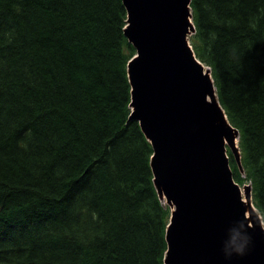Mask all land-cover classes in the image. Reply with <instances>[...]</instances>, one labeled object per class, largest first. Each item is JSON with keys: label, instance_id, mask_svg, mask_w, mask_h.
I'll return each instance as SVG.
<instances>
[{"label": "trees", "instance_id": "16d2710c", "mask_svg": "<svg viewBox=\"0 0 264 264\" xmlns=\"http://www.w3.org/2000/svg\"><path fill=\"white\" fill-rule=\"evenodd\" d=\"M120 4L0 0V264H164L152 148L128 119ZM191 7L195 53L240 133L245 178L233 175L251 181L264 221V0Z\"/></svg>", "mask_w": 264, "mask_h": 264}, {"label": "water", "instance_id": "95a60500", "mask_svg": "<svg viewBox=\"0 0 264 264\" xmlns=\"http://www.w3.org/2000/svg\"><path fill=\"white\" fill-rule=\"evenodd\" d=\"M187 2L188 0L184 1V3ZM129 3L133 8L131 10L128 5L126 6V16L130 19L136 16L140 21L136 20L138 29L129 32L130 20L127 17L128 26L124 33L128 41L137 48L136 56H133L128 64L129 81L132 87L130 103L132 109L129 119H134L140 124L145 137L151 142L153 155L150 159V167L154 186L165 198V202L174 207L171 209V217L166 229L167 251L164 263L264 264V248L262 251L261 245V243L264 245V238L258 240L254 237L256 231L258 235H264V229L260 226V221H263L262 216L254 205L251 207L249 200L250 189L252 194L251 186L250 189L244 187L245 200H243L241 189L233 179L224 141L226 140L227 146H231L232 150L233 148L236 150L235 166L237 165L241 171L240 156L234 144L237 131L228 125L225 114L215 99L209 72L204 71L203 66L193 57L182 34L178 38L187 60L195 63H192L195 67L194 75L189 71V78L186 79L185 68L181 61L177 65V68L184 69L183 80L180 83L177 75L173 83L170 82V75L164 77L166 65L174 63L175 60L164 45L158 43V49L153 50L155 40L142 38L141 33L147 27V15L154 18L149 12V7L140 4L141 9H139L133 0ZM184 3L183 7H185ZM187 15L186 10L183 17L185 24ZM154 22L155 20L153 24ZM139 41L141 45L138 44ZM149 56H152L154 61L147 70L145 61ZM177 73H179L178 70ZM198 84H202V91H199ZM207 95L210 96L209 102L206 99ZM135 97L137 103H135ZM196 101L201 105H197ZM186 106L190 107L193 114L178 125L175 119L185 111ZM216 129H219L223 135L217 141L218 147L208 151L205 144L212 142L209 134ZM210 155V158L217 159L222 164L219 172L206 176L199 161L206 160ZM186 169L194 175L180 178L181 180L179 179L173 186L170 181L172 174L174 172L183 174L188 172ZM191 188H194L195 192L213 194L212 199L203 201L205 213L199 225L191 222L192 216L203 215L202 212L199 214L198 204H193L191 210L183 204L186 203V201L183 202L184 195L188 194ZM202 198L206 200V196ZM246 212L249 217H246ZM243 225L247 226L250 236L245 253L243 255L233 253L231 256H226V253L233 252L232 241L240 237ZM251 232H254L253 236ZM252 245H256L255 253L247 251Z\"/></svg>", "mask_w": 264, "mask_h": 264}, {"label": "bare ground", "instance_id": "6f19581e", "mask_svg": "<svg viewBox=\"0 0 264 264\" xmlns=\"http://www.w3.org/2000/svg\"><path fill=\"white\" fill-rule=\"evenodd\" d=\"M133 1L135 2L136 6L139 9H141L139 7L140 4H143L147 7H149V12L151 14H153V16H154V18H150L147 15V18H146L147 27L141 33L142 38L145 40H147L149 38L155 40L153 50L158 49V43L164 45L169 50V52L171 53V55L173 56V58L175 60L174 63H170V64L166 65V71L164 73V77H166L167 75H170L171 76L170 82L173 83L175 81L176 72L178 70L177 65L181 61L183 62L185 70L190 71L194 75L195 67L193 64H195V63L191 62V60H187L186 53L184 52V50H182L180 40L178 38L179 34H180V30L182 28V19H180L181 13H180V10L178 7L180 0H133ZM188 1L190 2V0H188ZM181 3H182V1H181ZM131 10H132V6H131ZM136 20L139 21L138 18H136ZM154 20H155V22L153 24ZM152 61H154V58L152 56H149L146 59L145 67L147 70L150 69V64ZM191 79H192V77H191ZM183 84H181V85H183ZM201 85L202 84H198L199 91H202ZM135 102L137 103L136 97H135ZM196 104L199 106L201 105L198 101H196ZM201 109L203 111V108H201ZM191 114H193V112L191 111L190 107L186 106L185 111L182 112L175 119V123L180 125ZM222 135L223 134L220 131H218V129H216L214 132H210L209 137L212 139V142H210L209 144H205L208 151L213 149V148L218 147L217 141L219 139H221ZM210 157H211V155L206 160H200L199 161V164L201 165V167L203 169V173L206 176H212L213 172H217L219 169H221L222 162L219 163L217 161V159H212ZM192 175H194V174H192V172H190V171L184 172L183 174H178V173L174 172L172 174V176L170 177V181L172 182L173 186H175L180 178L186 177V176H192ZM179 184H180V182H179ZM188 184H189V182H188ZM190 184L192 185V183H190ZM171 188H172V186H171ZM187 189H188V187H187ZM199 189L201 190V188H199ZM189 191L191 193L189 192L188 194L184 195L185 197L183 199V202L186 201V203H183V204L187 205L189 210H191V207L193 204H195V203L198 204L199 214H200V212H202L201 214H203V215L201 217L192 216L193 221H191V222H193V224L199 225L200 219H202L204 217V213H205V206H203V201H208V200L212 199L213 194L212 193L195 192L194 188L189 189ZM203 194H206V195H203ZM203 196H206V198H205L206 200H203L204 199V198H202ZM189 213L191 214L190 211L188 212V214ZM253 234H254V232H251L252 236H253ZM254 237L257 238L258 240L261 239L260 236L256 237V235H254ZM261 245H262V251H263L264 245L262 243H261ZM256 250H257L256 245H252L247 251L250 253L251 252L255 253ZM258 250H260V249H258Z\"/></svg>", "mask_w": 264, "mask_h": 264}, {"label": "rangeland", "instance_id": "374dc122", "mask_svg": "<svg viewBox=\"0 0 264 264\" xmlns=\"http://www.w3.org/2000/svg\"><path fill=\"white\" fill-rule=\"evenodd\" d=\"M130 0H120V2H121V4H120V6L122 5L123 6V8H124V11H125V16H124V20L123 21H125V19H126V6L128 5V7L129 8H131V5H130ZM181 1H182V3H181ZM185 1V0H184ZM184 1L183 0H180V2H179V5H178V7H179V10H180V19H182L183 17H184V13H185V11H186V9L188 10V11H190V9H189V7L191 6V3L190 4H187V3H184ZM184 3V5H185V7H183L182 6V4ZM133 8V7H132ZM212 13V11H207L206 12V20L208 21V22H210L211 24H214L215 26H218V27H223V25L224 24H220L218 21H217V18H216V16ZM128 17V16H127ZM120 19H121V21H122V16H120ZM128 19L130 20V23H129V26H130V28L131 29H129V32H131V30H136V29H138V27H137V23H136V16H133V19H130L129 17H128ZM121 32L122 33H125L126 31H125V29L123 28V27H121ZM132 35V34H131ZM132 37L133 38H135L133 35H132ZM135 40H136V38H135ZM180 40V39H179ZM137 41V40H136ZM189 41H190V43H191V45H192V47H193V49L195 48L194 47V36H193V34L192 33H189ZM138 42V41H137ZM139 45H141V41H139V43H138ZM195 50V49H194ZM255 54V53H254ZM254 58H256V61H255V63H256V65H257V67L261 70V72L263 73V77H264V66H261V65H259V63L258 62H260V59H257V55H254ZM184 71V69L182 70V68H178V72L179 73H177L176 75H177V77H178V81H179V83H180V81H182L183 80V78H182V72ZM185 73H186V79L188 80V78H189V71H187V70H185ZM264 79V78H263ZM137 85V84H136ZM175 85V84H174ZM180 85V84H179ZM191 89V88H190ZM137 99V98H136ZM136 103V102H135ZM139 125V128H140V130H141V132L143 133V131H142V129H141V126H140V124H138ZM218 131H219V129H218ZM143 135H144V133H143ZM147 139V138H146ZM148 140V139H147ZM148 142L150 143V145H151V142L148 140ZM152 146V145H151ZM153 174V173H152ZM222 174V173H221ZM232 176H234L233 174H232ZM82 195H80L79 193H76L74 196H73V198L71 199V204H70V209H72V210H74V208L77 206V204L79 203V199H80V197H81ZM83 198V197H82ZM157 198H158V200H160V202H161V204L164 202V197L162 196V195H160L159 193H158V195H157ZM76 209V208H75ZM181 219V218H180ZM39 232H40V228H38L37 230H34L33 231V237L34 238H37L38 237V235H39ZM258 236H260L261 238H264V235H258V231H256V237H258ZM193 237V236H192ZM176 240V239H175ZM188 242V241H187Z\"/></svg>", "mask_w": 264, "mask_h": 264}, {"label": "clouds", "instance_id": "9594fccd", "mask_svg": "<svg viewBox=\"0 0 264 264\" xmlns=\"http://www.w3.org/2000/svg\"><path fill=\"white\" fill-rule=\"evenodd\" d=\"M260 226L264 229V221H260ZM250 242V236L247 232V226H242L241 235L238 239L234 238L232 241L233 244V252L226 253V256H231L233 253L238 255H243L246 251V246Z\"/></svg>", "mask_w": 264, "mask_h": 264}]
</instances>
